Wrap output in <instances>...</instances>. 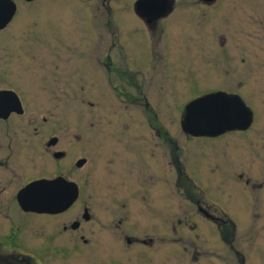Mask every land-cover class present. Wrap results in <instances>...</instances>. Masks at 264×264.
<instances>
[{"label":"rangeland","instance_id":"obj_1","mask_svg":"<svg viewBox=\"0 0 264 264\" xmlns=\"http://www.w3.org/2000/svg\"><path fill=\"white\" fill-rule=\"evenodd\" d=\"M136 1L86 0L85 5L70 1L62 8L56 3L49 4L48 20L40 21L38 28L34 26L38 19H31L19 31L15 18L0 33V45H10L0 47V56H11L12 70L15 45L17 53L21 51L26 58L31 54L32 41L39 38L35 32L48 38L50 28L59 34L67 33L73 43L82 42L90 37L94 24L107 21L106 8L122 11ZM166 1L169 11L175 7L174 12L181 13L182 18L176 30H167L175 35L176 46L179 45L173 68L179 73L166 79L165 84L162 80L159 91L157 86L152 88L150 102L167 134L179 144L184 172L196 188L175 190L174 175L166 165L147 210L141 193L135 194L123 188L126 183L121 186L117 182L119 179L128 182L130 175L113 173L112 154L104 156V164L99 166V156L92 153L90 164L79 172L75 170L71 176L81 184L82 200L87 202L95 222H100L97 230L102 234L113 230L115 199L126 204L128 221L122 230L129 236L140 231L157 239V231H163L161 240H156L153 247L137 246L133 251L121 252L124 255L118 257L120 264H264V0H217L212 5L200 0ZM124 16L123 33L132 53L147 54L146 40L141 36L144 31L141 34L136 31L140 21L130 9L125 10ZM17 73L21 74L18 69ZM26 77L22 78L21 86H39L36 78ZM216 89L243 100L253 115L250 128L217 138L186 139L180 128L185 106ZM86 101L77 88L70 93L66 108L53 111L38 104L26 117L63 119L54 134L63 136L71 147H77L78 135H82L86 147H91L98 135L117 132L113 121L118 116L127 125L141 124V132L129 129L125 134H148L143 131L140 112L106 105L96 110L83 104ZM90 101L115 103L111 95L104 94ZM196 200L213 215L215 222L200 215ZM46 220V217L31 219L23 235L33 244L40 243L44 228H38ZM91 225L88 230H93ZM107 235L111 237L110 233ZM94 248V245L90 250L85 248L74 256L70 253L66 261L50 255L49 264H92L95 258L96 264H111L116 258V245L111 240L101 239L98 249Z\"/></svg>","mask_w":264,"mask_h":264},{"label":"flooded vegetation","instance_id":"obj_2","mask_svg":"<svg viewBox=\"0 0 264 264\" xmlns=\"http://www.w3.org/2000/svg\"><path fill=\"white\" fill-rule=\"evenodd\" d=\"M70 1L84 4L86 0H0V26L5 15L10 16L0 33L9 28L15 18L19 31L31 19H38L34 24L38 28L40 21L48 20L49 4L56 3L62 8ZM138 1L126 9H130L140 21V28L136 31L140 34V31H144L141 36L146 40L147 54H133L129 48V40L123 33L126 9L106 8L107 21L94 24L90 37L82 42L73 43L67 33L59 34L50 28L48 38H42L41 34L35 32L39 38L32 41L31 54L26 58L21 51L17 53L15 45L12 70L9 68L11 56H0V100L3 101L0 103V264H49L52 260L50 255L60 256L59 260L66 261L70 259V253L74 256L85 248L90 250L93 245L94 250L98 249L97 243L101 239L111 240L116 245V258L111 264H120L118 257L124 255L121 252L133 251L137 246L153 247L156 240H161V230L157 231V239L145 236L140 231H134L130 236L125 233L122 229L128 221L126 204L117 202V199L114 201L116 222L113 221V230L105 234L97 230L100 222L96 223L94 216H91L87 202L82 200L81 184L71 176L75 170L79 172L90 164L92 153L99 156V166L104 164L108 154H112L110 163L114 168L113 173L130 175L128 182L122 183L119 179L117 182L120 184H117L122 186L126 183L123 188L135 191V194L141 193L147 210L150 197L155 196L159 185V175L165 172L166 165L174 175L172 186L175 190L190 191L196 188L194 181L184 172L179 144L167 134L164 123L150 102L151 89L157 86L159 91L162 80L165 84L166 79H172L179 73L173 69L179 56L176 54L179 45L176 46L175 35L167 33V30L177 29L176 25L182 19L181 13H175V7L172 12L169 11V6L165 12L156 9L155 4L152 7V4L137 6ZM216 1L200 0L206 5ZM119 27H122L121 33ZM6 46L10 47L9 44L0 45L1 48ZM17 69L21 74L17 73ZM26 76L36 78L39 86H21L22 78ZM77 88L87 98L83 104L89 108L98 110L106 105L109 108L117 106L121 111L140 112L143 131L146 130L148 134H125L130 130L141 132V124H133L136 126L134 129L131 123L125 124L118 116L113 121L118 134L115 131L112 135H98L91 147H86L82 135H78L77 147H71L63 136L54 134L58 131L55 127H59L63 119L26 117L38 104L53 111L66 108L70 93ZM214 92L226 93L216 89L203 95ZM103 94L111 95L115 103L90 101ZM183 136L188 140L206 138ZM84 155L88 159L82 157ZM79 160H85L81 167L76 166ZM57 179L77 186V199L67 210L58 214H38L26 212L20 207L22 200L31 201L44 192L36 183L47 185ZM195 205L202 217L216 221L198 200ZM43 217L48 220L41 221L43 225L38 228H44L41 241L33 244L22 231L28 229L31 219L40 220ZM90 223L93 230H88ZM109 233L111 237L107 235ZM94 261L96 264V258Z\"/></svg>","mask_w":264,"mask_h":264},{"label":"water","instance_id":"obj_3","mask_svg":"<svg viewBox=\"0 0 264 264\" xmlns=\"http://www.w3.org/2000/svg\"><path fill=\"white\" fill-rule=\"evenodd\" d=\"M141 5H154L156 9H162L164 12L168 7L166 0H139L137 6ZM4 19L0 29L7 25L10 16L5 15ZM193 106L196 107L190 117L189 112ZM252 121L251 110L239 96L214 92L198 97L185 106L180 128L184 134L190 136L216 138L229 132H245L250 128ZM84 162L85 160H79L76 166L81 167ZM36 186L44 189V192L36 195L31 201H21L20 207L26 212L58 214L67 210L78 196L77 186L63 179H57L47 185L38 182Z\"/></svg>","mask_w":264,"mask_h":264},{"label":"snow or ice","instance_id":"obj_4","mask_svg":"<svg viewBox=\"0 0 264 264\" xmlns=\"http://www.w3.org/2000/svg\"><path fill=\"white\" fill-rule=\"evenodd\" d=\"M0 103H3V101L0 100ZM195 107H196V106H193L192 110L189 112V116H190V117L192 116V114H193V110L195 109Z\"/></svg>","mask_w":264,"mask_h":264}]
</instances>
